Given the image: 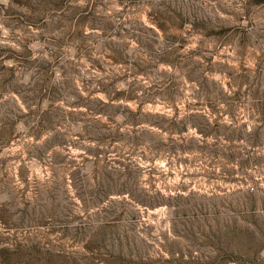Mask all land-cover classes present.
<instances>
[{
	"label": "rangeland",
	"instance_id": "rangeland-1",
	"mask_svg": "<svg viewBox=\"0 0 264 264\" xmlns=\"http://www.w3.org/2000/svg\"><path fill=\"white\" fill-rule=\"evenodd\" d=\"M0 264H264V0H0Z\"/></svg>",
	"mask_w": 264,
	"mask_h": 264
}]
</instances>
